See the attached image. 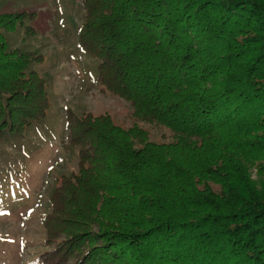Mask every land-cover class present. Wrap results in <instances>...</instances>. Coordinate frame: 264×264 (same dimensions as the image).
<instances>
[{"label": "trees", "instance_id": "1", "mask_svg": "<svg viewBox=\"0 0 264 264\" xmlns=\"http://www.w3.org/2000/svg\"><path fill=\"white\" fill-rule=\"evenodd\" d=\"M79 1V48L134 121L68 113L77 170L42 220L49 261L264 264V0ZM36 18L0 15V141L50 109L43 56L17 46Z\"/></svg>", "mask_w": 264, "mask_h": 264}, {"label": "rangeland", "instance_id": "2", "mask_svg": "<svg viewBox=\"0 0 264 264\" xmlns=\"http://www.w3.org/2000/svg\"><path fill=\"white\" fill-rule=\"evenodd\" d=\"M22 12H35L32 26L38 36L19 38L17 46L43 56L37 71L47 80L50 109L43 123L11 138L18 140L0 141V264H62L57 257L48 259L56 244L49 249L44 242L42 220L51 211L49 199L60 188V176L77 170V149L68 142V113L72 119L107 114L128 129L133 109L97 85L98 61L78 44L84 21L79 0H0V15ZM139 127L149 141H170L164 127ZM250 177L256 183L261 179L253 168Z\"/></svg>", "mask_w": 264, "mask_h": 264}]
</instances>
